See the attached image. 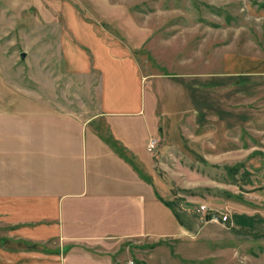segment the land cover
I'll return each instance as SVG.
<instances>
[{"label":"rangeland","instance_id":"374dc122","mask_svg":"<svg viewBox=\"0 0 264 264\" xmlns=\"http://www.w3.org/2000/svg\"><path fill=\"white\" fill-rule=\"evenodd\" d=\"M67 3L136 55L146 104L138 128L159 120L166 136L152 138L153 173L190 230L128 239L126 264H264V74L229 71L233 58H264V0H0L4 109L66 99L75 102L58 107L98 109L100 74L68 70L65 39L77 40ZM117 81L130 88L127 74Z\"/></svg>","mask_w":264,"mask_h":264},{"label":"crops","instance_id":"0c3cea01","mask_svg":"<svg viewBox=\"0 0 264 264\" xmlns=\"http://www.w3.org/2000/svg\"><path fill=\"white\" fill-rule=\"evenodd\" d=\"M72 10L77 44L65 39L68 70L100 74L98 109L58 107L73 99L37 100L36 111L22 101L7 104L11 110L0 104V264H126L120 250L128 239L190 231L153 173L149 143L164 136L159 120L157 129L149 120L138 128L146 104L136 55L116 33ZM230 70L264 74V58H233ZM121 73L129 89L118 83ZM159 78L171 77L152 79Z\"/></svg>","mask_w":264,"mask_h":264},{"label":"built area","instance_id":"2783aa9c","mask_svg":"<svg viewBox=\"0 0 264 264\" xmlns=\"http://www.w3.org/2000/svg\"><path fill=\"white\" fill-rule=\"evenodd\" d=\"M157 143V139H151L150 140V143H149V147L153 148V146H155ZM202 209H206V206L205 205H202L201 206ZM212 220H215L217 219V216H215L214 214H212V217L210 218ZM223 219L226 221L229 219L228 215H224Z\"/></svg>","mask_w":264,"mask_h":264},{"label":"water","instance_id":"95a60500","mask_svg":"<svg viewBox=\"0 0 264 264\" xmlns=\"http://www.w3.org/2000/svg\"><path fill=\"white\" fill-rule=\"evenodd\" d=\"M26 56H27V53H26V52H22V53H21V58H22V59H25Z\"/></svg>","mask_w":264,"mask_h":264},{"label":"trees","instance_id":"16d2710c","mask_svg":"<svg viewBox=\"0 0 264 264\" xmlns=\"http://www.w3.org/2000/svg\"><path fill=\"white\" fill-rule=\"evenodd\" d=\"M164 201H166V200H164ZM166 203L170 204V203L167 202V201H166ZM208 217L211 218V217H212V214H209Z\"/></svg>","mask_w":264,"mask_h":264}]
</instances>
